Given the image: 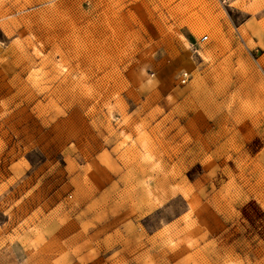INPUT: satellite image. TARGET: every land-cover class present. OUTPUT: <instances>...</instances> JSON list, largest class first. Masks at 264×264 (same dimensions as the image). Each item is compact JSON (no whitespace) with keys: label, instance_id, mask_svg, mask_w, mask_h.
Listing matches in <instances>:
<instances>
[{"label":"rangeland","instance_id":"rangeland-1","mask_svg":"<svg viewBox=\"0 0 264 264\" xmlns=\"http://www.w3.org/2000/svg\"><path fill=\"white\" fill-rule=\"evenodd\" d=\"M0 264H264V0H0Z\"/></svg>","mask_w":264,"mask_h":264},{"label":"built area","instance_id":"built-area-1","mask_svg":"<svg viewBox=\"0 0 264 264\" xmlns=\"http://www.w3.org/2000/svg\"><path fill=\"white\" fill-rule=\"evenodd\" d=\"M208 36L207 35H204L201 37V39L204 41V40H207Z\"/></svg>","mask_w":264,"mask_h":264}]
</instances>
